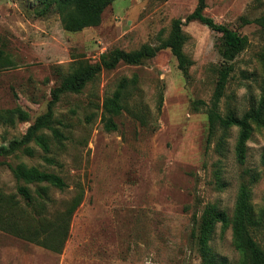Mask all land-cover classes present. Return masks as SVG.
I'll return each mask as SVG.
<instances>
[{"label": "rangeland", "instance_id": "374dc122", "mask_svg": "<svg viewBox=\"0 0 264 264\" xmlns=\"http://www.w3.org/2000/svg\"><path fill=\"white\" fill-rule=\"evenodd\" d=\"M198 1L115 0L97 26L68 32L56 0H0V112L28 115L0 122V147L46 113L71 67L96 64L114 50L155 48L176 20L186 60L183 72L163 49L136 65L102 69L80 93H63L54 104L53 126L65 139L56 142L43 130L49 154L32 142L30 155L20 148L0 157V264H202L193 230L207 205L228 219L208 242L214 264H242L231 228L243 189L252 236L264 249V114L250 123L243 162L239 128L209 121L211 110L241 118L264 105V20L256 23L264 19V0H205L203 14L245 40L230 61L219 33L185 22ZM118 90L122 109L113 116L105 101ZM109 118L116 128L108 131ZM19 164L55 173L67 187L50 188L44 208L31 210L11 172ZM76 199L59 253L24 239L36 232L44 241L60 231Z\"/></svg>", "mask_w": 264, "mask_h": 264}, {"label": "trees", "instance_id": "16d2710c", "mask_svg": "<svg viewBox=\"0 0 264 264\" xmlns=\"http://www.w3.org/2000/svg\"><path fill=\"white\" fill-rule=\"evenodd\" d=\"M115 0H56L57 11L60 16L63 29L68 32H78L84 28L95 27L100 23L101 13L104 8ZM205 9V0H199L194 11L185 18V22L197 21L208 27L210 30L221 35L225 47L224 57L230 61L234 55L245 47V40L232 30L223 25L216 24L211 18L203 14ZM263 20H256L259 25ZM182 21L176 20L173 24L170 38L163 44L151 48L143 47L134 53H125L120 50H114L108 55L100 58L96 64H79L77 67H71L69 74L62 79L59 87L52 91V100L48 104L46 113L36 118V120L27 128L25 134L19 139L12 141L8 148L0 147V157L14 153L16 150L23 148V152L31 154L28 144L35 143L45 154L50 153L49 138L43 134V130H48L51 137L56 142H61L65 136L53 126V106L58 101L59 96L66 92L80 93L82 89L91 82L96 75L102 70H112L120 62L129 65H136L143 60L152 58L157 52L163 49H170L178 61L179 69L183 72L186 70V60L182 54L183 33ZM220 87L214 94L215 102L219 100ZM123 92L116 91L111 99L105 101L106 111L116 116L120 113L122 106L120 104ZM264 114V105L257 109L246 112L241 118L223 119L215 110L209 112L210 125L216 123L226 127L234 125L239 128V146L238 161L244 160V144L249 139L250 123H260ZM28 121V115L21 109L5 110L0 112V122L13 124L15 119ZM106 130H114L116 126L109 118L104 123ZM47 162H52L51 158L45 156ZM14 179L17 182V194L24 200V205L31 210H40L44 204L49 202L48 190L50 188L63 191L67 185L65 181L57 174L39 170L36 167H28L25 164L11 168ZM32 186L33 191L29 188ZM80 204V199H76L71 208L65 214L63 226L55 229L50 237H43L40 240L38 233L24 234V239L41 244L48 249L60 252L66 241L69 227V220ZM228 219L225 212L218 210L214 206L207 205L199 219L195 223L193 238L195 240L197 252L201 258L202 264H214V258L208 246L217 224L227 225ZM253 227L252 210L248 204L247 192L245 189L239 195L232 221V239L235 249L242 258V264H264V249L254 240L251 228ZM58 231V232H57Z\"/></svg>", "mask_w": 264, "mask_h": 264}]
</instances>
